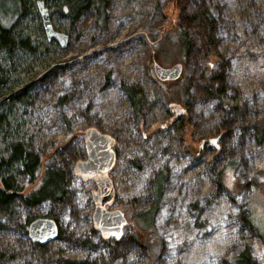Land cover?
<instances>
[{
	"label": "rangeland",
	"instance_id": "rangeland-1",
	"mask_svg": "<svg viewBox=\"0 0 264 264\" xmlns=\"http://www.w3.org/2000/svg\"><path fill=\"white\" fill-rule=\"evenodd\" d=\"M34 1L35 12L23 23L46 41ZM176 1L143 3V11L158 2L165 8L164 18L148 29L157 40L153 48L162 52L157 62H179H173L163 35L158 39L172 9L175 22L182 12L208 10L215 41L208 47L191 30L195 41L182 65L191 82L189 99L186 106L169 104L170 116L158 118L145 106L134 112L123 90L139 83L151 100L154 85L146 46L136 37L122 42L134 22L122 0L108 2L104 29L93 11L75 22L54 12L53 27L69 35L67 45L50 41L45 50L38 39L36 54L21 55L11 67L18 84L34 78L19 123L32 135L35 154L62 171L65 192L59 201L20 206L17 218L5 222L0 250L6 256L0 264H232L245 247L255 264H264V124L260 144L252 126L264 119V0H188L186 10ZM212 72L223 74L225 96L237 98L238 110L201 92ZM176 117L185 119L181 138L172 122ZM89 127L112 139L115 160L108 176L114 197L107 209L120 210L126 219L120 239L94 227L96 183L75 171L76 162L87 158ZM154 206L151 225H143ZM30 215L55 219L58 237L42 246L33 243L24 226ZM141 235L159 244L154 258Z\"/></svg>",
	"mask_w": 264,
	"mask_h": 264
},
{
	"label": "trees",
	"instance_id": "trees-1",
	"mask_svg": "<svg viewBox=\"0 0 264 264\" xmlns=\"http://www.w3.org/2000/svg\"><path fill=\"white\" fill-rule=\"evenodd\" d=\"M36 1V0H35ZM34 1V2H35ZM45 5L51 3L54 9H49L50 19L54 12L69 18L75 22L89 11L95 13L96 24L100 29H104L107 21V6L110 0H43ZM178 1V0H177ZM176 1L175 5L186 10L188 0ZM174 4V1H172ZM124 7L134 16V22L126 35V42L134 37L148 49L147 62H160L162 52H156L152 45L157 40H152L148 34V29L158 24L164 16V5L158 2L151 11H143L144 0H122ZM29 12H35L33 0H0V229L5 227V222L15 220L19 215L20 206H35L45 201H59L64 195V175L53 164H45L44 158L39 157L33 150L34 140L28 130L19 123L21 109L29 103L31 98V81L28 79L19 83L12 76L11 67L18 63L23 56H33L38 49V39L31 34L23 23V19ZM173 9L169 15V22L160 28L158 39L162 37L171 45L170 56L174 57L173 62L179 61L185 65L186 58L196 40H203L206 46L214 44V18L208 10L202 8L195 9L191 14L179 15L175 22ZM140 25H143L142 28ZM137 29V30H136ZM196 30L194 34L191 30ZM136 30V31H135ZM192 34V35H191ZM41 44L45 50L51 48L50 41H45L43 35ZM159 59V60H158ZM162 60V59H161ZM205 65L204 68L209 67ZM153 98L147 100L144 89L139 83L131 86H124L123 90L134 112L139 111L143 106L148 107L152 113L158 117L170 116L169 104L186 106L189 99L190 79L181 72L175 80L160 81L153 73ZM37 75V74H36ZM35 75V76H36ZM34 76V77H35ZM211 84L201 87V92L209 97H217L222 102L230 105L234 110H238L237 98L225 96L222 73H211ZM16 85L14 86V84ZM217 87H213L214 84ZM18 84V85H17ZM173 86V87H172ZM177 88V89H171ZM171 89V90H170ZM263 120V121H262ZM253 124L257 142L260 144L263 139V129L260 130L264 119ZM174 123L176 137L181 138L185 119L176 117ZM251 126V125H250ZM22 179L26 180L23 185ZM156 201L161 191L162 179L156 181ZM156 206L150 210L148 217L142 221L143 225L150 226L153 220V212ZM35 216H28L25 220V228ZM245 222L252 223L250 217L243 218ZM27 231V229H26ZM60 235V233H59ZM143 246L146 247L150 258H154L159 244H151L145 235H141ZM42 246V245H40ZM6 254L0 250V262ZM232 264H255L248 247H245L231 260Z\"/></svg>",
	"mask_w": 264,
	"mask_h": 264
},
{
	"label": "water",
	"instance_id": "water-1",
	"mask_svg": "<svg viewBox=\"0 0 264 264\" xmlns=\"http://www.w3.org/2000/svg\"><path fill=\"white\" fill-rule=\"evenodd\" d=\"M35 6L41 17V25L46 40L55 41L61 47H65L69 35L53 27L49 9L43 0H36ZM152 67V73L160 81L175 80L182 72V64L179 62L170 66H162L158 62H153ZM172 110L181 114L183 109L175 106ZM84 143L87 158L76 162L75 171L77 176L83 180L91 178L96 183V189L91 191L94 204L92 222L96 229L102 231L103 236L120 239L126 219L120 210L107 209L114 197V186L108 176V171L115 160L114 152L110 147L112 139L94 127H89L84 133ZM58 230L57 221L51 217L34 218L27 227L28 237L38 245L55 240L58 237Z\"/></svg>",
	"mask_w": 264,
	"mask_h": 264
},
{
	"label": "snow or ice",
	"instance_id": "snow-or-ice-1",
	"mask_svg": "<svg viewBox=\"0 0 264 264\" xmlns=\"http://www.w3.org/2000/svg\"><path fill=\"white\" fill-rule=\"evenodd\" d=\"M214 143V142H213Z\"/></svg>",
	"mask_w": 264,
	"mask_h": 264
}]
</instances>
